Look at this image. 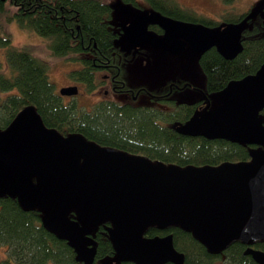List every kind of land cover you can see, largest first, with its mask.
<instances>
[{"label":"water","instance_id":"95a60500","mask_svg":"<svg viewBox=\"0 0 264 264\" xmlns=\"http://www.w3.org/2000/svg\"><path fill=\"white\" fill-rule=\"evenodd\" d=\"M257 15L264 25V0L239 22L219 28L151 10L134 15L121 31L135 48L178 55L189 47L199 55L214 47L225 59H233L242 51L243 28ZM149 25L159 26L162 35ZM77 91L76 85L59 88L62 96ZM215 95L214 107L207 106L174 130L252 145L249 160L166 164L101 146L80 133L63 135L45 126L28 105L0 128V196L16 198L24 211L37 210L43 227L66 240L83 264L94 263L97 243L92 235L104 223L117 262L186 264L172 234L144 235L151 226H176L211 254L240 241L246 255L264 264V251L252 247L264 241V61Z\"/></svg>","mask_w":264,"mask_h":264},{"label":"trees","instance_id":"16d2710c","mask_svg":"<svg viewBox=\"0 0 264 264\" xmlns=\"http://www.w3.org/2000/svg\"><path fill=\"white\" fill-rule=\"evenodd\" d=\"M119 1L137 9L144 8L142 1L151 10L173 19L212 28L239 22L251 10L235 15L224 12L219 21L183 7L177 0ZM220 1L231 5L236 0ZM112 14L113 6L105 0H0V47L4 57V68L0 67V128H5L21 109L32 105L45 126L63 135L80 133L101 146L154 161L184 167L249 160L252 145L177 133L174 126L197 114L204 99L184 102L171 98V94L160 96L167 92V85L150 90L156 96L145 104L101 100L90 109H82L76 101L65 102L49 79L48 61L38 57L29 45H13L5 29L6 24L14 21L20 28L43 37L51 56L79 64L68 77L83 84L87 91L96 88L95 75L100 71L117 76L126 87V56L116 44L119 33L112 27ZM149 29L161 32L154 25H149ZM241 44L242 51L233 59H225L214 47L198 55L205 76V87L200 91L207 99L229 81L254 73L264 61L262 16L247 22ZM260 116L264 125V108ZM107 225H100L92 235L97 243L93 264L106 258L114 260ZM165 234H172L174 247L184 254L186 264H256L244 253L246 246L240 241L211 254L190 232L176 226L166 229L151 226L144 233L146 237ZM0 245L6 248L0 264H83L75 259V252L66 240L43 227L37 210L24 211L17 199L9 196H0ZM252 247L264 251V241H255Z\"/></svg>","mask_w":264,"mask_h":264},{"label":"rangeland","instance_id":"374dc122","mask_svg":"<svg viewBox=\"0 0 264 264\" xmlns=\"http://www.w3.org/2000/svg\"><path fill=\"white\" fill-rule=\"evenodd\" d=\"M112 4V27L116 29L119 36L116 44L123 50L126 55L125 74H127L128 82L131 85H145L149 89H159L165 85L166 82L172 80H188L196 86L197 90H185L183 93H177L174 98L178 101L193 102L198 99H203L200 89L205 87V76L198 64V54L193 52L189 47L178 54L173 55L164 53L160 49H154L148 46L140 49H133L130 47L127 39L121 31V27L128 23L136 14H145L151 9L140 1L144 8L137 9L135 7L126 5L119 0H105ZM183 7H188L198 12L199 14L213 17L221 21V14L229 12L232 15L243 13L249 9L256 7L259 0H236L231 5H226L220 0H177ZM6 31L9 32L13 45L22 46L29 45L34 53L49 63V79L54 83L58 92L60 87L68 85H76L79 92L74 96L64 97L65 102L76 101L77 105L82 109H90L94 102L105 99L103 90L109 89L102 81V76L106 74L104 71L98 72L96 82L99 89L90 94L86 92L83 84L76 83L68 77L69 72L79 66L75 62L68 61L64 58H56L51 56L46 47L43 37L28 32L20 28L16 22L12 21L6 24ZM0 67L4 68L3 49L0 47ZM97 87V86H96ZM97 87V88H98ZM117 96H112L111 92L107 98L114 99ZM148 97H141L135 104H145L149 101ZM217 104V96L212 94L209 99L202 103V108L205 106L214 107ZM165 108V107H164ZM5 247L0 245V258L5 255ZM100 264H116L113 259H103Z\"/></svg>","mask_w":264,"mask_h":264},{"label":"flooded vegetation","instance_id":"af4514ba","mask_svg":"<svg viewBox=\"0 0 264 264\" xmlns=\"http://www.w3.org/2000/svg\"><path fill=\"white\" fill-rule=\"evenodd\" d=\"M154 26H157V25H154ZM159 27V26H157ZM149 28V26H148ZM150 30V29H149ZM161 32L158 33L159 35H162L163 33V30L160 28ZM132 47V46H130ZM133 49H140V48H135V47H132ZM161 50V49H160ZM123 51V50H122ZM170 54V53H169ZM126 56V55H125ZM124 70H125V66H124ZM106 74H104L102 77V81H106V85L108 86L109 89H104L103 90V94H104V97L105 99H102V100H115V101H118L120 103H135V102H138L140 100L141 97H148L147 100H149L150 97L152 96H156L155 94H152L150 92V90H155V89H149L147 86L145 85H131L129 82H128V79H127V74H124V76L126 77V87H125V84L122 83V81L120 79L117 78V76H113L110 72H105ZM97 78V75H95V79ZM184 80H176V81H168L165 83L164 86L167 85L166 87V90L167 92L163 93L162 95L160 96H166V95H170L171 94V98H174V95L177 94V93H183L185 90H197L196 86L193 85L192 82H189V81H185V83L181 84V82H183ZM121 82V83H120ZM78 83V82H76ZM98 84L99 81L95 82V85L98 87ZM94 88L93 90L91 91H87V93H90V94H94L98 89V88ZM135 87H138L137 89H135ZM79 92V90L77 91V93ZM111 92V95L114 97V96H117L115 97L114 99H109L107 98L109 96V93ZM200 93L202 94V92L200 91ZM66 97V96H64ZM204 100H202L200 102V104L198 105V110L199 112H201L203 109H205L207 106H205L204 108H202V103H204L205 101H207L208 99L203 96H201ZM175 99V98H174ZM177 100V99H176ZM98 101H101V100H96L94 102L97 103ZM194 102V101H193ZM93 104V105H94Z\"/></svg>","mask_w":264,"mask_h":264}]
</instances>
